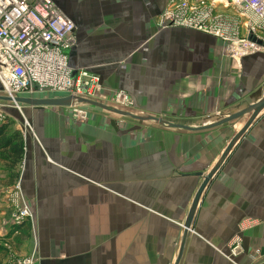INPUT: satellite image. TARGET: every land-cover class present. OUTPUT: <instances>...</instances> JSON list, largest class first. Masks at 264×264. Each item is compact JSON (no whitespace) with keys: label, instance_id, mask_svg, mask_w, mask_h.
<instances>
[{"label":"crops","instance_id":"0c3cea01","mask_svg":"<svg viewBox=\"0 0 264 264\" xmlns=\"http://www.w3.org/2000/svg\"><path fill=\"white\" fill-rule=\"evenodd\" d=\"M55 2L75 24L69 65L96 74L107 97L126 92L134 114L201 126L264 92V53L236 62L213 35L159 28L166 0ZM21 108L31 131L16 180L36 212L22 250L35 264H174L203 176L250 116L186 130L92 105L84 120ZM5 176L0 162V192L16 181ZM178 264H264V108L202 192Z\"/></svg>","mask_w":264,"mask_h":264},{"label":"built area","instance_id":"2783aa9c","mask_svg":"<svg viewBox=\"0 0 264 264\" xmlns=\"http://www.w3.org/2000/svg\"><path fill=\"white\" fill-rule=\"evenodd\" d=\"M158 27H181L215 36L224 44L225 54L241 58L264 53V0H166L158 16ZM75 24L58 8L55 0H0V124L7 122L21 104L17 96L58 97L73 95L131 111L130 96L118 90L107 97L99 77L86 69L69 65L67 51L75 44ZM252 35L256 41H251ZM110 101V102H109ZM87 103L71 109L75 119H85ZM12 208L8 225L22 223L30 215L20 199L19 181L10 191ZM22 198V196H21ZM23 199V198H22ZM245 227L241 224L239 231ZM235 235L229 244L231 254L240 249ZM34 256L11 264H32Z\"/></svg>","mask_w":264,"mask_h":264},{"label":"water","instance_id":"95a60500","mask_svg":"<svg viewBox=\"0 0 264 264\" xmlns=\"http://www.w3.org/2000/svg\"><path fill=\"white\" fill-rule=\"evenodd\" d=\"M248 39L251 41H256V42L260 43L252 35H249ZM263 45H264V43H263ZM0 100L11 101L12 99L10 97L0 96ZM13 100L15 102L21 104V105L36 107V108H41V107H45V106H47V107H69V106L73 105L75 100H76V102L87 103V104L92 105V106H97V107H100V108L107 110L109 112L115 113L119 116L129 117V118H132L135 120H140V121H152V122H155V123H158L161 125H165V126L170 127V128H182V129H186V130H197V129H205V128L214 127L217 125H221V124H225L227 122L233 121L235 119H238V118L244 116L247 113H250L249 118L246 120V122L244 123L242 128L239 131H237L229 140V143H228L227 147L225 148L224 152L222 153L218 162L205 176H203V180L195 192L191 206L188 210V214H187L185 221L182 225L183 226L182 237H181V241H180L178 255H177V258H176L174 264H178L180 261L182 251L184 248V244L186 241L187 233L190 230L191 221H192V218L194 216V213H195L197 204L199 202V199L202 195V192L204 191V189L206 188V186L210 182L213 175L220 168L222 162L224 161V159H225L226 155L228 154L229 150L231 149V147L248 130V128L250 127V125L254 121L257 114L264 108V92H263V94L260 96V98L256 102H254L253 104H249L247 106H244L239 111H236V112L233 111V112L221 115L216 120L209 122V123H206V124H202L201 126H188V125H184V124H178V123L170 122V121H168L162 117H159V116L134 114L131 111L122 110V109L115 108L113 106H110V105L102 103V102H98V101H94V100H88V99H84V98H79V97H75L73 95L58 96V97L17 96V97H14Z\"/></svg>","mask_w":264,"mask_h":264},{"label":"trees","instance_id":"16d2710c","mask_svg":"<svg viewBox=\"0 0 264 264\" xmlns=\"http://www.w3.org/2000/svg\"><path fill=\"white\" fill-rule=\"evenodd\" d=\"M24 156V139L21 132L13 127L11 121L0 124V162L2 170L6 173L7 184H12L17 178L16 167ZM13 234H15L13 236ZM30 235V223L23 221L16 225L8 233L0 235L1 240L22 244ZM8 253V248L0 244V261Z\"/></svg>","mask_w":264,"mask_h":264},{"label":"rangeland","instance_id":"374dc122","mask_svg":"<svg viewBox=\"0 0 264 264\" xmlns=\"http://www.w3.org/2000/svg\"><path fill=\"white\" fill-rule=\"evenodd\" d=\"M87 105H89V104H87ZM71 114H72V112H71ZM87 114H88V110H87ZM11 115H12V117L9 119V121H11L13 123V127L15 129H16V126L18 124H20V126L22 127L21 134H22L23 139H24L25 137H27L28 133L31 131L30 130L31 126H30V124L26 118L25 112L21 108L20 111H14L13 113H11ZM85 119H86V117H85ZM75 120H84V119H75ZM211 120H213V119H204L201 121V123H204V122L206 123V122H209ZM16 182H17V180L13 183V185L9 189V191L6 190L7 192H4V191L0 192V234H6L9 232V230L13 229L16 225H18V224L10 225V226L8 225V223L10 222L9 218L11 216L12 208L14 207V206H11V204H12L11 199L13 198L14 195L12 193H10V191L14 188V186L16 185ZM19 196H20L22 204H18V205H20V206L23 205V206L27 207L30 215L27 217L26 221H28L32 225L34 223V219L36 217V212L32 210L30 204L28 203V199L26 198V196H24V194L21 193ZM21 196L23 199L21 198ZM14 235L15 234H13V236ZM29 238H30V235H29L28 239ZM25 241L20 245L19 244L15 245L13 242L1 240L0 244H4V246H6L8 248V253L4 258H2V260L0 261V264H11V263H14L16 260H18L19 258H25V257L33 256L34 255L33 252L30 254H26V255L23 253L22 247H23V244L25 243ZM36 260L37 259L34 258V261L32 264H35Z\"/></svg>","mask_w":264,"mask_h":264},{"label":"bare ground","instance_id":"6f19581e","mask_svg":"<svg viewBox=\"0 0 264 264\" xmlns=\"http://www.w3.org/2000/svg\"><path fill=\"white\" fill-rule=\"evenodd\" d=\"M79 103V102H76ZM243 108V107H242ZM241 110V108L234 110V112ZM233 112V111H232ZM216 120V119H215Z\"/></svg>","mask_w":264,"mask_h":264}]
</instances>
